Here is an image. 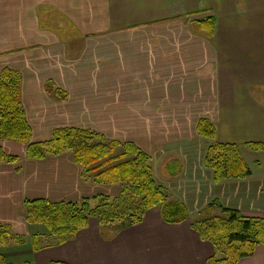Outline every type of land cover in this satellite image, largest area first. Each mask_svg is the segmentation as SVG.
<instances>
[{
    "label": "crops",
    "instance_id": "crops-1",
    "mask_svg": "<svg viewBox=\"0 0 264 264\" xmlns=\"http://www.w3.org/2000/svg\"><path fill=\"white\" fill-rule=\"evenodd\" d=\"M10 1L12 13L0 0V16L22 24V31L43 30L39 22L44 26L52 16L72 27H60L70 35L67 43H32L31 32L21 33L26 48L10 52L0 36V72L9 68L22 76L31 143L50 140L57 129L131 143L149 157L156 185L185 207L188 218L168 224L158 207L128 227L91 217L73 239L47 247L51 237L34 252L26 201L88 200L94 208L99 197L118 198L122 187L85 181L71 152L35 160L26 157L27 145L0 141L4 153L17 158L0 163V224L27 239L0 248L8 263L207 264L213 248L191 223L210 203L264 219V152L247 145L264 143V0ZM208 18L215 19L209 38L194 24ZM48 82L65 101L45 92ZM200 120L214 126L219 143L239 147L248 177L213 181L204 165L210 142L196 133ZM238 264H264V246Z\"/></svg>",
    "mask_w": 264,
    "mask_h": 264
},
{
    "label": "trees",
    "instance_id": "trees-1",
    "mask_svg": "<svg viewBox=\"0 0 264 264\" xmlns=\"http://www.w3.org/2000/svg\"><path fill=\"white\" fill-rule=\"evenodd\" d=\"M197 31L212 37L215 19L196 21ZM22 76L19 72L5 68L0 72V141H11L27 145L26 157L41 160L47 156H58L71 152L74 162L82 169V178L96 185H120L118 198L99 197L91 208L90 201L49 202L26 201L24 218L29 226H42L54 243L59 246L85 229L91 217L100 225L120 222L122 227L140 223L146 211L158 207L161 218L168 224H180L187 220V211L178 201L170 200L165 190L156 185L149 157L131 143L109 141L103 135L81 129H57L50 140L31 143V129L26 121L21 104ZM45 92L59 101L66 94L55 88L53 83L45 85ZM199 137L210 142L204 165L213 173V181L244 179L251 174L239 147L217 141V132L207 120L196 126ZM255 152H264V143L247 144ZM0 148V163H16ZM218 210L210 215L211 210ZM191 228L200 240L209 243L214 251L207 264H238L253 256L259 246H264V219L246 218L240 212L222 207L217 201L210 203ZM42 236L33 234L29 244L34 252L43 248ZM24 236L15 234L7 225L0 224V248L23 245ZM0 264L8 263L0 255ZM51 264H64L54 262Z\"/></svg>",
    "mask_w": 264,
    "mask_h": 264
},
{
    "label": "rangeland",
    "instance_id": "rangeland-1",
    "mask_svg": "<svg viewBox=\"0 0 264 264\" xmlns=\"http://www.w3.org/2000/svg\"><path fill=\"white\" fill-rule=\"evenodd\" d=\"M1 2L6 8V10H8L10 13H12V8L7 9L8 4H11L12 7L15 9L14 3H12L10 0H1ZM22 2L23 0H18V4L16 5L17 6L23 5L24 3ZM43 17H44V14H43ZM43 22H44V26L42 22H39L43 30L40 29L38 26L33 25L31 27V30L22 31L24 29L22 24H18V22L14 20H6L5 18L0 16V36L4 38V39L1 38L2 46L9 47V49L7 50L8 52L13 51L11 50L12 47H16V46L21 47V49L26 48V45H25L26 43H23L24 41H22L21 33L27 36V33H24L27 31L31 32L30 41L32 43L35 42L34 40H31L34 38H37L38 40L41 39L42 40L41 44L44 43L43 38L59 39L62 43H67V39L70 37V35H63L60 27L72 28L70 24L66 22L64 23V21H62L58 16L57 17L52 16V18H48L45 20L43 19ZM46 27H49L50 30H48L47 34L45 35L44 29ZM54 31H56L57 34H53ZM11 56L13 55H6L5 57L11 58ZM208 213L210 214V212ZM31 227H35V228L30 229L29 236L31 237L35 233L40 234L42 236L41 242L44 246L47 240L51 238L48 232H46L45 228L42 226H31ZM32 264H38V263L34 261L32 262Z\"/></svg>",
    "mask_w": 264,
    "mask_h": 264
}]
</instances>
